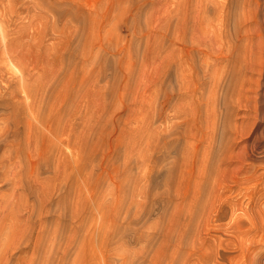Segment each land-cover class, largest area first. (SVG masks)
I'll use <instances>...</instances> for the list:
<instances>
[{
  "label": "rangeland",
  "instance_id": "obj_1",
  "mask_svg": "<svg viewBox=\"0 0 264 264\" xmlns=\"http://www.w3.org/2000/svg\"><path fill=\"white\" fill-rule=\"evenodd\" d=\"M0 91L56 198L74 161L58 264H264V0H0Z\"/></svg>",
  "mask_w": 264,
  "mask_h": 264
},
{
  "label": "bare ground",
  "instance_id": "obj_2",
  "mask_svg": "<svg viewBox=\"0 0 264 264\" xmlns=\"http://www.w3.org/2000/svg\"><path fill=\"white\" fill-rule=\"evenodd\" d=\"M26 102H20L14 113L8 112V118L0 121V264H14L16 249L29 245L33 238V257L26 263L44 264L46 255L42 256L40 252L45 249L51 254V263L58 264L59 249L63 246L72 248L75 244V218L79 206L74 186L75 164L71 160L72 164L62 175L63 182L56 188L65 192L57 198L49 186L41 183L44 180L42 174L48 168L42 167L45 152L39 150L35 161L39 167L31 170L21 167L20 160L16 159L20 157L23 144L21 137L27 144L39 143V135L57 129L55 124L46 128L48 120L40 111L30 115V104ZM71 123L73 125V121ZM53 141L58 149L60 143ZM52 212L56 213L55 218L47 215ZM63 217H68V224L62 225Z\"/></svg>",
  "mask_w": 264,
  "mask_h": 264
}]
</instances>
